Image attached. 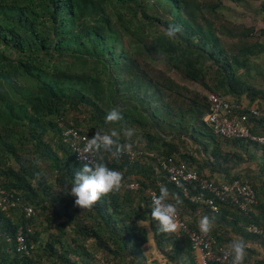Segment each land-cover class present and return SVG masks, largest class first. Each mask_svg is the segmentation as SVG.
Returning a JSON list of instances; mask_svg holds the SVG:
<instances>
[{
    "label": "trees",
    "instance_id": "16d2710c",
    "mask_svg": "<svg viewBox=\"0 0 264 264\" xmlns=\"http://www.w3.org/2000/svg\"><path fill=\"white\" fill-rule=\"evenodd\" d=\"M223 8L222 0H0V187L17 199L15 206L0 209V264H40L42 259L56 264L54 258L62 264H97V252L108 264H150L143 248L149 237L139 224L145 221L168 264H197L186 235L160 233L152 219L148 191L158 179L179 198L178 210L189 227L199 229L204 215L215 217L210 234L217 247L229 248L242 238L248 245L245 262L264 264V239L247 230L251 223L264 224V146L214 132L203 119L209 109L206 95L189 97L165 73L149 72L162 62L208 92L264 108V41H249L253 28L235 32L225 23ZM169 24L182 28L176 40L164 35ZM225 33L236 42L224 45ZM114 37H122L126 47L113 44ZM169 96L180 101L176 111L168 107ZM114 106L123 110L124 120L107 124L106 113ZM251 123L253 132L264 135V118ZM70 126L89 139L98 129L116 130L121 143L143 138L145 150H136L141 153L132 159L129 151L119 158L101 154L108 167L139 186L121 187L91 210L68 196L67 219L41 252L35 244L29 254L19 252L18 228L28 233L34 209L53 205L58 214L67 196L62 189L81 167L61 138L62 127ZM123 126L134 129L131 140L123 136ZM183 133L196 143L194 150L180 149ZM158 157L184 162L215 183L246 179L257 203L246 212L229 202H221L218 212L192 203L158 169ZM44 167L62 185L59 193ZM25 206L33 209L28 218ZM29 236L36 242L39 234ZM257 257L262 260L253 261Z\"/></svg>",
    "mask_w": 264,
    "mask_h": 264
},
{
    "label": "built area",
    "instance_id": "2783aa9c",
    "mask_svg": "<svg viewBox=\"0 0 264 264\" xmlns=\"http://www.w3.org/2000/svg\"><path fill=\"white\" fill-rule=\"evenodd\" d=\"M264 3V0H259ZM209 102V109L204 115V121L212 127L214 132L224 137H240L254 141L264 146V135L251 130L252 119L264 118V108L256 106L246 107L243 104L233 103L215 92L206 93ZM62 140L69 145L76 161L78 159V149H83L89 139L88 136L73 126L62 127ZM130 158H134L141 151H129ZM158 169L164 172L167 181L175 187L181 189L182 195L190 202L201 204L212 212H218L221 202H229L236 205L240 210L247 209L257 203L256 193L251 184L245 180L234 179L230 182L215 183L207 177L199 174L195 169L188 167L184 162H177L173 158H157ZM164 185L158 179L155 187L148 191V196L152 202L154 195H159V187ZM138 182L125 181L122 187L136 189ZM17 199L12 193L0 187V209L5 211L9 207L15 206ZM25 217L33 214L31 206H25ZM179 232L186 235L194 252L197 264H232V257L228 255L229 248L217 247L214 237L209 234L203 235L199 229L189 227L186 220L178 210L176 218ZM247 230L259 235L264 239V224H249ZM27 232L19 227L15 235V249L19 252L29 254L33 249V240L29 236L30 228ZM10 240V238H8ZM244 264H247L244 261Z\"/></svg>",
    "mask_w": 264,
    "mask_h": 264
},
{
    "label": "clouds",
    "instance_id": "9594fccd",
    "mask_svg": "<svg viewBox=\"0 0 264 264\" xmlns=\"http://www.w3.org/2000/svg\"><path fill=\"white\" fill-rule=\"evenodd\" d=\"M182 32L179 25L169 24L164 29V35L169 40H176L177 34ZM124 120L123 110L112 107L105 116V123L120 124ZM134 129L123 126V136L131 140ZM130 143L120 142V133L116 130L110 132L98 129L95 135L88 139L83 149H78V159L81 167L75 171L71 185H64L63 193L75 197L74 204L82 210H91L101 198L110 193L119 192L123 184V174L111 169L101 158L102 153H108L119 158L131 149ZM175 200V203L170 200ZM180 200L171 193L166 185L159 187V195L152 198V219L159 223L158 231L171 234L178 230L176 218L178 215V204ZM215 225V217L204 215L198 222L199 231L207 236ZM247 242L240 238L231 241L228 255L232 257V264H244L247 256Z\"/></svg>",
    "mask_w": 264,
    "mask_h": 264
},
{
    "label": "rangeland",
    "instance_id": "374dc122",
    "mask_svg": "<svg viewBox=\"0 0 264 264\" xmlns=\"http://www.w3.org/2000/svg\"><path fill=\"white\" fill-rule=\"evenodd\" d=\"M224 8L222 9V12L224 14L225 23L230 26L234 27L235 32L242 31L243 29L253 28V32L250 36L249 41L253 40H259L264 41V35L259 34V29L264 28V9L261 7V4L258 0H241V1H232V0H222ZM235 35V34H234ZM236 37H231L227 33L222 35V40L224 45L229 46L236 42ZM113 44H115L117 47H126V43L122 37H114L111 39L113 41ZM153 65V69H149V72L152 73H165V76L171 77L173 81L179 84V86H183L185 89H182L184 93L189 95V97H194L195 94H199L200 96H205L208 92L202 85L199 83L193 82L188 80L184 77V75L180 72H178L175 69H168L164 63L155 62ZM166 102L168 104V107L172 109V111H176L180 106V101H176L174 98H171L169 96L166 98ZM74 117V114L70 113L68 115V120H72ZM128 142V141H127ZM132 145V150H138L142 149L145 150V141L144 139H140L137 136L133 137L132 142H128ZM177 144L179 145L180 149L182 151L184 150H194L196 146V143L193 141L192 138L188 137V134L183 133V136L181 140H177ZM151 163L154 165V161H151ZM248 163V162H247ZM247 163H243L242 165L245 166ZM44 166V164H43ZM250 167H254V164L249 163ZM44 171L46 172L45 176L48 177L49 181L53 184V191L54 193H59L61 191L62 185L56 184L54 182L55 174L52 171H47L44 167ZM129 179H136L135 176H129ZM61 195L63 193L61 192ZM65 201L62 203V208L60 207V212L56 214L52 211L53 205L49 208V210L42 211L40 208L34 209V220L31 221V232L35 233L38 232V240L36 242H33L35 244V251L41 252V247H43L44 243L51 238V236L55 235L57 233V226L60 222H63L67 219L66 217V210H65V203L66 199H68V196H65ZM185 217L187 218V215L185 214ZM188 219V218H187ZM140 226L142 228H145L147 230V235L149 238L152 237V231L149 228V224L147 221L145 222H139ZM67 233L66 236L69 238L70 234L72 233V225H68L67 227ZM144 253L147 258V262L150 264H168L166 262V259L159 253L155 247L154 243H151V241L146 242L143 245ZM96 262L97 264H104L106 262V255L100 256V252H97ZM262 257H257L253 261H260ZM55 259L56 264H62L61 261ZM249 260V259H248ZM252 258H250V261ZM40 264H51L50 259H42ZM108 264V263H107Z\"/></svg>",
    "mask_w": 264,
    "mask_h": 264
},
{
    "label": "crops",
    "instance_id": "0c3cea01",
    "mask_svg": "<svg viewBox=\"0 0 264 264\" xmlns=\"http://www.w3.org/2000/svg\"><path fill=\"white\" fill-rule=\"evenodd\" d=\"M149 241H151V243H153V240H152V238H149Z\"/></svg>",
    "mask_w": 264,
    "mask_h": 264
}]
</instances>
